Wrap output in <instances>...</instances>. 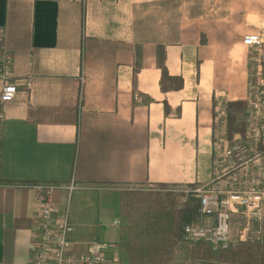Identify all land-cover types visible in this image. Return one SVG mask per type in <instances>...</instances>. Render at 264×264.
Returning a JSON list of instances; mask_svg holds the SVG:
<instances>
[{"label":"crops","instance_id":"crops-1","mask_svg":"<svg viewBox=\"0 0 264 264\" xmlns=\"http://www.w3.org/2000/svg\"><path fill=\"white\" fill-rule=\"evenodd\" d=\"M244 1L0 0V47L18 87L0 102V264H31L37 183L73 180L78 207L98 210L106 197L95 200L93 186L210 181L220 114L249 91L248 11L264 23V0ZM161 66L182 78L180 89L161 90ZM53 198L60 210L66 192ZM107 211L106 224L70 218V238L105 236L108 264H132L118 208Z\"/></svg>","mask_w":264,"mask_h":264},{"label":"built area","instance_id":"built-area-1","mask_svg":"<svg viewBox=\"0 0 264 264\" xmlns=\"http://www.w3.org/2000/svg\"><path fill=\"white\" fill-rule=\"evenodd\" d=\"M3 38L4 29L0 27V41ZM242 41L249 48L262 42L256 33L244 35ZM11 79V58L0 47L1 103L13 101L18 93V87ZM31 86L30 78L21 85L25 91ZM246 99L244 135L234 133L227 139L223 131L218 134L212 156V177L207 183L195 184L193 189L199 213L212 220L205 224L183 225L181 239L188 245L205 243L213 251L225 250L230 245L233 213L239 211L247 221L262 222L264 219V75L260 87ZM33 188L40 197L41 211L36 223L37 238L32 247L31 264H108L105 250L109 245L98 240L81 244L70 238L73 226L69 205L76 189L74 181L68 184L37 183ZM55 189L66 192L60 210L53 198Z\"/></svg>","mask_w":264,"mask_h":264},{"label":"trees","instance_id":"trees-1","mask_svg":"<svg viewBox=\"0 0 264 264\" xmlns=\"http://www.w3.org/2000/svg\"><path fill=\"white\" fill-rule=\"evenodd\" d=\"M160 70L162 91L178 90L182 87L181 77L169 76L165 66H161ZM246 108L245 100H234L226 104L228 137L234 133L244 135V124L238 121V115ZM121 200L123 201L121 212L139 225L138 230L134 231V236L129 231L132 236L128 241L127 250L132 256V264H169L181 226L198 214V202L188 201L181 209H177L172 199L164 201L152 193H130L125 190L121 192ZM142 245L150 249L142 251L139 249ZM189 264H264V219L259 241L254 243L247 241L235 248L229 247L221 251H213L208 245L197 243L190 251Z\"/></svg>","mask_w":264,"mask_h":264},{"label":"rangeland","instance_id":"rangeland-1","mask_svg":"<svg viewBox=\"0 0 264 264\" xmlns=\"http://www.w3.org/2000/svg\"><path fill=\"white\" fill-rule=\"evenodd\" d=\"M249 1V7L252 5V0ZM246 3V0L244 1ZM256 3V2H255ZM258 3L261 4L262 0H258ZM233 11H237L239 7H235V4L232 6ZM250 17V23L255 24V26L251 29H249L251 32H254L259 35L260 40L262 41L259 46H255L252 48H249V64H248V72H249V91L248 95L254 94L258 87L261 85V79L264 75V23H262L260 20L258 22L252 21L256 19V15H261V13H256L255 11L249 10L248 11ZM247 95V96H248ZM246 106H247V99ZM247 110V108H246ZM246 110L242 113H239L238 115V121H242L244 124V115L246 113ZM223 114H220V117H222V126L221 130L224 131L223 133L226 134L227 139H231V137L227 136L226 133V116H227V109L222 110ZM221 112V113H222ZM244 131H245V125H244ZM196 185L189 186H177V185H167L165 187H160L157 185H144L143 187H130V189L125 190L126 192L130 193H152L153 195H156V197H160L161 199H172L174 203H176L177 209H181L182 205L187 203L188 201H192L193 203L198 202L197 197L193 196V189ZM115 186H109V185H97L92 187L91 196L98 200V202L101 200V197H106V203L104 207H99L98 210L95 208L94 205H91L90 208H79L77 205V202L75 201V193L71 194L70 197V218H76L78 219L79 216L84 213V215H87V217L92 218L95 217V214L98 217V220H103V224L108 223L107 220L112 218V215H109L107 210H116L118 208V215L116 216V220L119 222V229L122 231L124 236V240L122 241L124 245V252L129 255L127 251V245L128 241L131 239L130 233L132 232L134 234V231L138 230V224L134 222L133 220L126 218L122 211V204L123 201L119 200V195L121 191L115 190ZM166 203V202H164ZM95 208V209H94ZM239 212V211H238ZM233 213V216L230 221V245L229 247L235 248L239 246L241 243H246L249 241L250 243H254L260 240L261 237V231H262V222H257L255 220L247 221L246 218L240 214V213ZM91 214V216L89 215ZM209 219V220H208ZM211 219L203 217L199 211L198 214L190 221L184 222L180 229V235L176 238L174 245L176 244V253L171 255V263L169 264H189L190 263V251L193 249V247L197 244H186L181 239V232L182 227L185 224L188 223H195V224H205L210 223ZM131 231V232H129ZM134 236V235H133ZM92 238H95L92 237ZM97 240V239H91ZM98 240H104L102 242L106 243L107 245L111 246L110 241L105 236H101ZM86 241V242H89ZM84 242V243H86ZM205 244V243H203ZM129 261V260H128Z\"/></svg>","mask_w":264,"mask_h":264},{"label":"bare ground","instance_id":"bare-ground-1","mask_svg":"<svg viewBox=\"0 0 264 264\" xmlns=\"http://www.w3.org/2000/svg\"><path fill=\"white\" fill-rule=\"evenodd\" d=\"M245 125V124H244ZM224 132V131H223Z\"/></svg>","mask_w":264,"mask_h":264}]
</instances>
